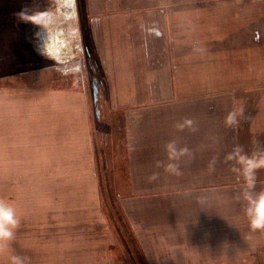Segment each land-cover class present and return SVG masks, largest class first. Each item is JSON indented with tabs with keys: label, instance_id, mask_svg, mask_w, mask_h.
Segmentation results:
<instances>
[{
	"label": "rangeland",
	"instance_id": "rangeland-1",
	"mask_svg": "<svg viewBox=\"0 0 264 264\" xmlns=\"http://www.w3.org/2000/svg\"><path fill=\"white\" fill-rule=\"evenodd\" d=\"M208 7L152 0H0V200L20 219L14 237L0 248V264H148L128 229L117 224L118 213L110 209L112 195L117 200L129 186L122 132L126 126L218 127V203L232 197L235 206L241 205L245 182L234 171L236 162L226 157L236 147L249 156L264 151V131L242 127V115L238 126L225 123L227 111L235 110H227L221 49L225 37L218 38L217 52L211 50L209 21L200 19ZM184 12L191 17L196 13L194 20L186 21V32L179 25L185 16H177ZM168 49L173 65L184 62L185 68L174 69L175 84H149L150 96L145 82L152 75L149 67L167 64ZM211 63L219 66L216 115L205 98L209 80L214 79ZM153 73L158 77L156 69ZM115 77L127 82L124 87L132 98L119 97L117 86L110 85ZM131 79L138 84L129 83ZM211 86L213 91L215 85ZM51 91H71L72 99L45 97ZM167 91L184 97L162 99ZM85 124L93 128L98 183L65 178L63 161L71 154L49 138L50 129H55L54 141L64 144L60 136L66 127ZM261 171L264 168L255 175ZM93 186L96 192H89ZM97 192L103 215L96 206ZM224 213L219 206V217ZM238 263L264 264L241 259L234 264Z\"/></svg>",
	"mask_w": 264,
	"mask_h": 264
},
{
	"label": "crops",
	"instance_id": "crops-1",
	"mask_svg": "<svg viewBox=\"0 0 264 264\" xmlns=\"http://www.w3.org/2000/svg\"><path fill=\"white\" fill-rule=\"evenodd\" d=\"M152 2L209 5L208 12L200 13V19L205 18L209 21L207 27L214 43L211 50L217 52L218 38L225 37L223 39L225 46H221V49L225 52V83L229 99L227 110L232 107L233 110L234 108L237 110L240 103L243 109L242 127H257V131L263 132L264 0H152ZM188 13L190 12L177 14L185 16L183 22L179 24L183 26L184 32L187 27L190 28L186 23L191 17ZM195 14L191 17L193 20ZM166 16L170 25V13H166L165 18ZM170 54L171 49H168L167 64L162 67H149L152 75L153 69H156L158 77L153 78L151 75L148 81L145 80L147 90L149 84L176 83L172 79L173 71L175 68L177 71L180 67L185 68V63L182 62L184 64L182 66L177 62L174 66ZM217 65L210 64L213 71L211 76L214 79L209 80V83L215 86L212 91L210 85V92L205 97L210 101V107L215 108V115L218 109ZM148 66L147 64L146 67ZM136 68L138 69V63ZM130 69L134 70L133 66ZM138 82L139 80L133 79L129 81L137 84ZM126 83L122 79L118 81L115 77L110 85L117 86L115 90L118 91L120 98L129 96L130 99L133 95L124 87ZM148 92L150 96L153 94L151 90ZM70 93L51 91L45 97L52 100L60 96L71 100ZM136 94L134 97L139 98ZM177 94L179 93L167 91L162 99L170 101L184 97ZM117 97L116 95L114 98ZM237 100L240 102L235 104ZM166 120L169 123V119ZM65 129L64 135L60 136L65 138L64 144L60 140L54 141L57 140V136L54 137L52 133L57 130L51 128L49 134L50 140L71 154L68 156L70 159L63 161L66 164L65 178L73 180L82 178L83 181L94 180L98 183L93 128L85 124ZM37 131L34 133V139L39 144L41 139ZM3 132L10 133L5 129ZM122 132L129 186L117 200L115 195H112L111 199L116 203V206L114 205L116 208L110 209L118 212L122 219V222L117 221L121 225L119 227L128 229L148 264H234L238 259L264 262V230H257L258 236L251 235L249 220L245 214L246 201L235 206L231 197L225 200V204L218 203V127L194 126L181 129L168 127L167 124L165 127L126 126ZM106 139H100L103 149ZM169 143H175L178 149H187V152L170 160L166 149ZM98 153L100 156L101 152ZM170 163L177 166L178 172L167 170ZM255 176L259 186L254 192L256 194L264 192V171ZM138 178L141 184H138ZM90 191L96 192L95 187L89 188ZM99 195L97 192L99 200L97 203L101 200ZM101 205L100 203L96 206L103 215ZM219 206L225 208V213L220 217ZM247 229L250 230L246 232ZM118 233L120 232L117 230Z\"/></svg>",
	"mask_w": 264,
	"mask_h": 264
},
{
	"label": "clouds",
	"instance_id": "clouds-1",
	"mask_svg": "<svg viewBox=\"0 0 264 264\" xmlns=\"http://www.w3.org/2000/svg\"><path fill=\"white\" fill-rule=\"evenodd\" d=\"M242 113V108L230 112L226 117V125H237L238 116L242 115ZM188 123H191V121H188ZM178 127L183 128L182 125ZM166 149L170 160H174L187 152V149H178L175 143H169ZM226 159L236 162L237 167L234 171L244 179L245 187L242 195L247 203L245 214L248 217L250 228L253 231L264 230V192L258 194L254 192L256 185L255 173L258 169L264 168V151L255 152L249 156L243 154V150L240 147H236ZM167 170L178 172L177 166L172 163L168 164ZM19 224L20 219L15 209L6 201L0 200V248L14 237V230ZM17 264H19L18 261Z\"/></svg>",
	"mask_w": 264,
	"mask_h": 264
},
{
	"label": "water",
	"instance_id": "water-1",
	"mask_svg": "<svg viewBox=\"0 0 264 264\" xmlns=\"http://www.w3.org/2000/svg\"><path fill=\"white\" fill-rule=\"evenodd\" d=\"M92 98H93V103H94V105H95V112H96V115H98V110H97V105H96V103H97V99H98V97H97V94H98V89H97V81H96V79L95 78H93L92 79Z\"/></svg>",
	"mask_w": 264,
	"mask_h": 264
},
{
	"label": "trees",
	"instance_id": "trees-1",
	"mask_svg": "<svg viewBox=\"0 0 264 264\" xmlns=\"http://www.w3.org/2000/svg\"><path fill=\"white\" fill-rule=\"evenodd\" d=\"M112 204V205H111ZM110 207L111 208H113L114 210H115V206H114V204H113V202H112V200L110 199ZM111 211H113V210H111ZM115 212V215H117V211H114ZM117 221H121L122 222V219H121V217H120V215L118 214V216H116V222ZM117 224H119L118 222H117ZM123 225H124V223H123ZM138 251H139V249H138Z\"/></svg>",
	"mask_w": 264,
	"mask_h": 264
}]
</instances>
